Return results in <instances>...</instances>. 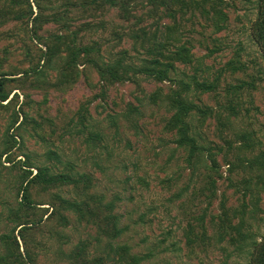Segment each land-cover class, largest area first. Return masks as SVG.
Returning a JSON list of instances; mask_svg holds the SVG:
<instances>
[{
  "label": "rangeland",
  "instance_id": "1",
  "mask_svg": "<svg viewBox=\"0 0 264 264\" xmlns=\"http://www.w3.org/2000/svg\"><path fill=\"white\" fill-rule=\"evenodd\" d=\"M76 1L32 0L40 21L33 17L0 29V58L6 60L1 69L11 80L9 101L14 97L11 107L0 105V256L5 236H16L34 264H68L79 242H90L95 255L106 246L96 228L75 215L68 214L67 227L51 216L55 196L69 199L75 196L71 188L45 191L31 185L33 224L19 236L12 214L20 208L26 165L34 172L49 167L55 174L73 169L90 175L92 192L116 202L126 228L113 244L148 255L143 264H251L254 245L264 236V57L252 36L258 0H224L222 30L199 11L172 20L148 6V16L138 19L139 11L138 18L125 22L117 9L86 15L71 6ZM88 24L79 41H97L107 58L121 52L141 58L140 30L158 28L161 42L176 37L171 48L189 51L188 63L176 62L165 82L139 76L107 85L90 65H80L78 78L63 86H57L54 65L47 77L27 75L29 69L40 70L44 42L66 34L65 25L78 32ZM232 62L241 69L233 71ZM204 81L215 89L194 88ZM182 82L192 85L189 99L204 112L196 109L189 119L200 147L193 159L165 129L173 112L164 96ZM18 100L33 121L13 130L17 144L7 157L4 132ZM232 106L236 117L230 116ZM241 134L248 135L251 150L244 149ZM11 244L15 247L14 240Z\"/></svg>",
  "mask_w": 264,
  "mask_h": 264
},
{
  "label": "trees",
  "instance_id": "2",
  "mask_svg": "<svg viewBox=\"0 0 264 264\" xmlns=\"http://www.w3.org/2000/svg\"><path fill=\"white\" fill-rule=\"evenodd\" d=\"M223 3L224 0H77L72 2L71 6L82 9L84 14H89L91 17L102 14L109 8L117 9L125 22L138 18L135 13L139 11H142L143 15L138 19L148 16L149 12L145 11L148 6L152 7L150 12L156 15L160 10H164L162 13L172 20H176L179 14L193 10L194 13L201 12L204 17H212L215 20L216 28L222 30L227 20V14L222 7ZM34 15L32 0H0V29L10 22L31 20ZM33 20L38 22L40 17L36 15ZM55 21L59 20L55 19ZM89 25L91 24L83 26L84 29L78 32H73L71 27L65 25L66 34L52 36L49 41L44 42L48 47L46 51L41 50L39 65L43 64L40 66V70L29 69L26 72L27 75L31 76L30 74H32L33 78L47 77L48 70L51 65H54L60 76L57 86H63L64 83H72L78 78L80 65H90L95 68L100 80L107 85L124 81H138L139 76L165 82L170 80L172 73L176 71V62L188 63L189 51L184 46L171 48L170 42L173 41L175 45L176 37L168 36L170 40L161 42L158 36L161 32L158 28L154 32L145 28L140 30L141 34L137 36V39L141 40L140 47L144 51L141 58L129 57L127 52L107 58L109 56L104 54L102 46L97 41L87 45L79 41L80 34L85 33L86 29H90ZM102 27L104 28L105 24ZM252 36L260 46L264 57V0H258V14L252 25ZM63 53L65 55H62ZM5 61L0 58V105L9 108L14 97L9 101L13 92L7 89V83L11 81L6 77L8 74L2 73L1 68ZM230 65L233 71L241 69L233 62ZM41 69L45 70L41 71ZM215 87V84H208L206 81L194 85L196 90L203 93L212 92ZM191 91L192 85L182 82L179 89L172 91L167 97L164 96V100L169 102L170 110L173 112L165 129L176 136L178 146L187 149L189 156L193 159L200 147L192 135L189 119L196 109L202 114L204 112H201L199 107L189 99ZM17 105L19 109H16ZM23 106V103L19 104L18 100L15 104L14 118H11L4 132L5 143L2 154L7 157L11 155L17 144V134H13V130L19 129L25 122L33 121L28 117ZM230 112V116H237L238 112L233 106ZM241 140L245 150L252 149L247 134H241ZM253 163L255 162L253 161ZM23 166L26 167L24 169L26 174L22 176L19 184L20 208L12 214L13 220L18 223V228H20V237L24 238L25 231L31 228L29 226L33 224L31 222L32 215H35L31 212L36 204L31 196V185H39L45 191L71 188L75 196L69 199L61 195L55 196V201L51 203L53 211L51 216L56 217L62 227H67L69 224L68 214L75 215L81 223L96 228L97 236L106 240V246L102 254L95 255L90 251V242H79L68 254V264H143L144 261H147L148 255H135L128 245L116 246L113 244V241L122 237L126 228L121 227V216L116 213V202H107L105 196L92 192L93 182L90 175L76 173L73 169L67 174H55L49 167L37 168L34 172L31 166ZM44 211L47 212V210ZM2 240L5 243L6 251L0 256V264H34L30 255L21 252L16 236L12 239L5 236ZM11 240L15 241V247L11 244ZM251 264H264V236L261 242L254 245Z\"/></svg>",
  "mask_w": 264,
  "mask_h": 264
}]
</instances>
